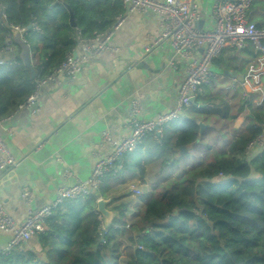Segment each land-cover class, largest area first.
<instances>
[{
    "label": "trees",
    "instance_id": "obj_1",
    "mask_svg": "<svg viewBox=\"0 0 264 264\" xmlns=\"http://www.w3.org/2000/svg\"><path fill=\"white\" fill-rule=\"evenodd\" d=\"M0 6L5 15L0 14V51L15 33L13 26L29 27L35 19L41 28V34L28 30L25 35L28 43L35 40L43 45L36 67L39 77L51 74L73 50L78 30L84 39H92L110 29L116 16L124 12L119 0H0ZM253 11L264 12V2L252 5L251 22ZM70 12L75 28L70 24ZM253 48H244L239 57L230 55L228 59L222 58L223 52L212 67L243 73L245 65L256 59ZM16 59L17 63L0 66V120L13 114L35 89L29 70L19 56ZM200 97L189 108L197 114L205 112L198 107ZM256 100L257 94L239 100L237 112L230 118L226 108L224 121L249 111L245 127L236 131L228 150L221 153L208 146V158L161 186L146 199L135 221H127L129 204L114 207L116 216L104 244L98 235V198L93 194L65 202L47 220L45 232L37 236L42 255L16 249L0 257V264H264V151L255 149L246 155L248 144L261 134L264 124V103L258 107ZM199 132L192 117L169 123L161 143L152 137L145 140L146 161L171 160L178 167L189 148L199 142ZM144 147L125 158L139 164L138 154ZM181 153L176 160L175 155ZM111 177L112 173L106 175L104 181ZM127 235L132 250L122 263L121 242Z\"/></svg>",
    "mask_w": 264,
    "mask_h": 264
},
{
    "label": "crops",
    "instance_id": "obj_2",
    "mask_svg": "<svg viewBox=\"0 0 264 264\" xmlns=\"http://www.w3.org/2000/svg\"><path fill=\"white\" fill-rule=\"evenodd\" d=\"M217 1L193 0L200 12V29L213 30V8ZM253 12V23L264 28V12ZM161 34V19L157 15L131 14L112 40V45L118 49L117 54H104L90 61L82 67L75 79L60 78L45 85L40 91L36 114L29 109L15 110L13 118L6 123L10 131H3L2 134L20 165L16 169L0 170V204L18 225H22L27 216V208L21 201L23 188L31 190L34 209L51 203L59 187L65 183H74L72 178L66 182L63 180L62 173L66 168L86 180L95 167L97 154L104 156L110 153L111 147L101 142L102 132L108 130L116 140L130 133V100L136 93L142 96V117L145 120H155L176 108L178 91L186 78V64L176 60L174 66L169 65L173 54L167 43L156 45L149 53L144 51ZM16 35L19 34L15 32L6 39V42L11 41L13 53H8L5 49L0 51L3 65L12 63V57L15 58L14 63L18 62L17 56L20 58L21 48L13 41ZM76 40L73 53L80 54L82 48L78 36ZM27 45L35 59L32 64L36 68L39 66L38 51L42 50L43 45L35 40ZM248 47L254 46L247 42L246 50ZM223 52L222 58L231 57L229 48L224 49L221 54ZM254 53L256 54L255 49ZM245 58L247 59V55H244ZM249 64L245 65L244 72L240 74L226 72L218 66L212 67L214 73L223 75L224 78L215 79L207 90L205 87L195 98L194 104L201 96L198 107L205 112L197 114L189 109L184 113L188 118H195L197 124L203 123L206 126L199 132V142L192 145L188 153L191 149L201 147L208 152V146L224 153L236 131L245 127L248 110L234 120L224 121L222 116L227 112L226 108L229 118L234 115L238 109L237 102L245 98L243 89L239 86L233 89L232 83L235 78L239 80V76L244 75ZM212 139L213 145L205 144ZM144 145L138 154L139 164L129 157L125 158V170L112 174L106 182L103 179L104 183L94 194L97 201H110L107 209L115 216L114 207L129 204V224L138 218L139 211L147 203L146 199L151 198L161 186L177 178L175 175L182 162L189 158L188 154L179 165L176 164L178 167H173L171 160L170 163H164L163 159L147 162L148 145ZM217 145H222L223 148H218ZM181 152L184 154L183 149ZM182 153L175 155L176 160L181 158ZM201 163L202 160L194 166ZM131 186L140 190L141 195L135 196L130 190ZM7 240L8 235L0 232V247ZM24 248L42 255L37 237L14 250Z\"/></svg>",
    "mask_w": 264,
    "mask_h": 264
},
{
    "label": "built area",
    "instance_id": "obj_3",
    "mask_svg": "<svg viewBox=\"0 0 264 264\" xmlns=\"http://www.w3.org/2000/svg\"><path fill=\"white\" fill-rule=\"evenodd\" d=\"M123 4L124 12L116 16L113 25L106 32L92 39H84L80 31H77L78 42L82 53H68L61 64L49 75L37 77L34 80L33 93L18 106L17 111L29 109L36 114L37 103L41 89L60 78L75 79L82 67L90 61L104 54H117L118 49L112 45L115 34L127 22L129 16L134 13H153L161 19L162 34L158 40L146 48L145 53L156 45L167 43L172 50L170 66H174L176 60L186 64V78L178 91L176 108L166 114L158 116L155 120H145L142 117L143 103L140 93H136L130 100V117L128 126L130 133L116 140L112 134L105 130L101 135L102 144L111 147L109 154L100 156L97 154V162L89 178L86 180L76 176L69 168H66L62 177L66 182L74 179L73 184H64L56 191L54 200L38 209H34L33 194L28 188H23L21 201L27 208V216L22 225H18L5 207L0 204V232L8 235L7 242L0 247V257L9 256L12 251L28 243L45 232L47 220L63 206L67 201L87 198L95 194L101 187L106 175H114L123 171L125 157L133 153L137 147L142 146L147 137H152L155 142L161 143L164 128L171 122L184 117L186 110L194 105L195 98L205 87L210 86L217 78H224L213 72V61L221 52L229 48L232 57H239L247 42L254 46L257 58L248 65L243 75L242 82L237 78L233 80L232 88L239 86L244 91L246 98L249 93L247 88L258 95L255 101L260 107L264 103V28H259L248 19V12L255 2L264 0H218L213 8L214 28L203 30L198 27L200 12L193 0H119ZM3 17L5 15L3 14ZM12 29L20 35L21 40L27 43L25 35L28 30L41 33L37 21L34 19L29 27L13 26ZM11 41L6 42L5 51L13 53ZM12 62L15 58L12 57ZM32 63H35L34 57ZM3 61L0 60V66ZM14 114L0 120V170L16 169L20 162L12 155L3 138V131H10L6 123ZM264 151V124L261 126V134L250 142L246 148V155L253 150ZM130 190L135 196H140L141 191L131 186ZM98 214V213H97ZM99 215L100 226L98 235L101 244L105 243L108 227L104 218ZM117 228V226H114ZM129 226H126L128 229ZM138 249H142L138 246Z\"/></svg>",
    "mask_w": 264,
    "mask_h": 264
},
{
    "label": "water",
    "instance_id": "obj_4",
    "mask_svg": "<svg viewBox=\"0 0 264 264\" xmlns=\"http://www.w3.org/2000/svg\"><path fill=\"white\" fill-rule=\"evenodd\" d=\"M70 24L73 28L76 27V24L74 22V18L71 12H70ZM198 27L201 28V23L198 24ZM13 41L18 46H20L21 48L20 59L24 67H26L29 70L31 79L34 80L38 76V71L32 64L33 55L31 54L29 46L21 40L19 35H16ZM242 80H243V76H239V81L242 82ZM246 90L249 94H254V92L251 91L250 89L247 88ZM198 125L200 127V132H202L203 129L206 127L203 123H199ZM109 203H110L109 200L100 199L97 201V204H96L97 213L100 214L104 218V222L107 227L111 226L112 221L115 217V214L107 209V206Z\"/></svg>",
    "mask_w": 264,
    "mask_h": 264
},
{
    "label": "rangeland",
    "instance_id": "obj_5",
    "mask_svg": "<svg viewBox=\"0 0 264 264\" xmlns=\"http://www.w3.org/2000/svg\"><path fill=\"white\" fill-rule=\"evenodd\" d=\"M213 139L208 140L207 143L205 144L213 145L214 144ZM217 146L218 148H223L222 145H217ZM217 150H220V149H217ZM188 154H189V158L182 162L179 172H177L175 175L177 178H179L182 171L189 170L194 165H196L198 162H201V160L204 162L209 156L208 155L209 153L206 152L204 147L191 149ZM158 167L159 166H157V168ZM129 237L130 235H127L124 239H122L123 241L121 242L122 246H121V261L120 262L122 263H125L127 261V259L130 256L131 250H132V245L129 242Z\"/></svg>",
    "mask_w": 264,
    "mask_h": 264
}]
</instances>
